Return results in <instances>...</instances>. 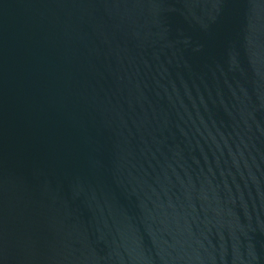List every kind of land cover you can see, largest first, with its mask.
Here are the masks:
<instances>
[{"label":"water","instance_id":"95a60500","mask_svg":"<svg viewBox=\"0 0 264 264\" xmlns=\"http://www.w3.org/2000/svg\"><path fill=\"white\" fill-rule=\"evenodd\" d=\"M0 264H264V0H0Z\"/></svg>","mask_w":264,"mask_h":264}]
</instances>
